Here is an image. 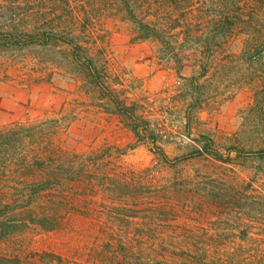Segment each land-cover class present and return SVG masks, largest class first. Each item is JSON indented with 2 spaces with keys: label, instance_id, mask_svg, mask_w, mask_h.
Masks as SVG:
<instances>
[{
  "label": "rangeland",
  "instance_id": "1",
  "mask_svg": "<svg viewBox=\"0 0 264 264\" xmlns=\"http://www.w3.org/2000/svg\"><path fill=\"white\" fill-rule=\"evenodd\" d=\"M93 37L97 52L105 58L108 80L129 103L137 102L152 125L160 129L157 143L170 157L182 154L187 144H196L190 138L200 133L212 137L223 152L230 144L245 146L246 150L262 140L263 127L255 118L246 120L239 133L244 112L253 102L254 88L239 78L236 60L219 56L228 67L209 76L199 98L201 108H195L187 119L180 76L188 75L189 69L178 74L174 64L162 58L159 45L150 39H134L133 25L115 11L99 19ZM236 50L232 48L234 53ZM71 68L66 52L59 49L0 46V126L53 119V137L64 148L101 149L104 153L107 148L111 155L104 156L108 169L101 179L108 185L93 196L88 189L82 194L75 189L73 214L64 216L56 229L29 228L1 242V247L18 255L21 264H135L129 249L119 243L126 239L131 244L134 231L157 241L185 236L228 237L234 242L229 251L234 255L239 252L244 231L264 243V226L254 223L249 227L246 207L240 209L235 200L226 199V208L219 210L205 206L203 201L206 192L225 198H229L228 192L243 193L246 202H254L255 193L264 196V162L249 157L229 163L202 158L169 168L153 152L152 139L146 136L138 141L126 121L105 111L89 87H81ZM115 172L121 179L127 177L112 192V180H120L113 176ZM125 182L132 186H125ZM123 191L141 196L144 192L140 199L148 209L163 204L166 208L148 211L154 219L140 212L129 230L117 231V224L111 225L114 215L110 212L115 210L112 200L121 198ZM121 200L116 206L134 212V208L129 210L132 198Z\"/></svg>",
  "mask_w": 264,
  "mask_h": 264
},
{
  "label": "trees",
  "instance_id": "2",
  "mask_svg": "<svg viewBox=\"0 0 264 264\" xmlns=\"http://www.w3.org/2000/svg\"><path fill=\"white\" fill-rule=\"evenodd\" d=\"M114 11L133 25L134 39L155 41L162 58L171 61L178 74L190 70L188 75L180 76L185 86L181 99L187 119L195 108H201L199 98L209 76L228 67L226 62H220L219 56L223 54L231 62L236 60L239 78L254 88L253 102L244 112L239 133L246 120L255 118L263 127L262 140L246 145V150L245 146L230 144L223 152L212 137L200 133L197 138H190L196 144H187L182 154L173 157L166 154L157 143L160 129L152 125L137 102L129 103L112 85L105 58L97 52L93 37L96 23ZM0 46L7 49L39 46L65 51L81 87H89L105 111L126 121L138 141L150 137L159 162L169 168L202 158L229 163L249 157L264 162V0H0ZM233 47L237 48L236 53ZM106 150L104 153L101 149L64 148L53 137V119L0 126V247L1 242L29 228L56 229L64 216L73 214L75 204L71 200L75 189L80 194L88 189L90 196L106 189L108 184L101 179L108 169L104 156L111 155ZM113 176L120 180H112V192L127 177L121 179L116 172ZM124 184L132 186L131 182ZM143 193L120 194L121 198H132L129 210H135L131 213L116 206L121 198L116 196L112 200L115 210L110 212L114 215L111 225L117 224L114 226L117 231L129 230L140 212L154 219L148 211L155 213L166 208L163 204L148 209L147 203L140 199ZM227 195L229 198L206 192L202 200L205 206H217L219 210L226 208V199L235 200L240 209L247 208L250 228L254 223L264 226V196L255 193L257 201L246 202L243 193ZM144 221L147 225L146 218ZM134 234L131 244L126 239H120L119 243L129 249L135 264H264V243L247 236L246 231L238 244L237 256L229 252L234 242L228 237L185 236L157 241L140 232ZM233 256L237 258L233 260ZM53 257L61 260L60 256ZM14 263L21 264L18 255L1 247L0 264Z\"/></svg>",
  "mask_w": 264,
  "mask_h": 264
}]
</instances>
